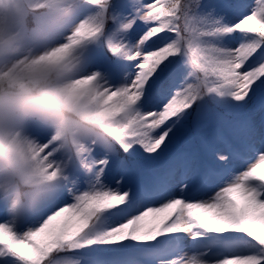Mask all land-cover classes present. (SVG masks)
Wrapping results in <instances>:
<instances>
[{"label":"snow or ice","instance_id":"obj_1","mask_svg":"<svg viewBox=\"0 0 264 264\" xmlns=\"http://www.w3.org/2000/svg\"><path fill=\"white\" fill-rule=\"evenodd\" d=\"M0 264H264V0H0Z\"/></svg>","mask_w":264,"mask_h":264},{"label":"rangeland","instance_id":"obj_2","mask_svg":"<svg viewBox=\"0 0 264 264\" xmlns=\"http://www.w3.org/2000/svg\"><path fill=\"white\" fill-rule=\"evenodd\" d=\"M207 2V0H206ZM196 131L199 135V140L201 139L202 136H204L207 131H208V128H200V129H197L196 128ZM194 133V132H193ZM191 137H193L192 134L188 133V138L186 141L184 142H181L180 144H178L176 147L179 148V149H185V148H189V149H197V147L195 148L192 144V141H191Z\"/></svg>","mask_w":264,"mask_h":264},{"label":"trees","instance_id":"obj_3","mask_svg":"<svg viewBox=\"0 0 264 264\" xmlns=\"http://www.w3.org/2000/svg\"><path fill=\"white\" fill-rule=\"evenodd\" d=\"M190 127L193 128V126H190ZM189 131H190V133H192V135H193V137H192V139H191L192 142L194 143L195 146L198 147V146H199V145H198V140H197V134H198V133H196V132L193 133V131L190 130V128H189Z\"/></svg>","mask_w":264,"mask_h":264},{"label":"bare ground","instance_id":"obj_4","mask_svg":"<svg viewBox=\"0 0 264 264\" xmlns=\"http://www.w3.org/2000/svg\"><path fill=\"white\" fill-rule=\"evenodd\" d=\"M190 130H192V131H193V130H194V127H193V128H191V127H190Z\"/></svg>","mask_w":264,"mask_h":264}]
</instances>
